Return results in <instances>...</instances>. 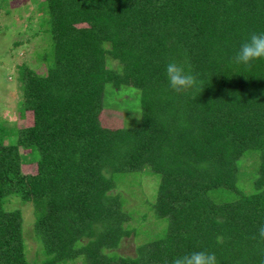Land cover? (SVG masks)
<instances>
[{"label":"trees","instance_id":"obj_1","mask_svg":"<svg viewBox=\"0 0 264 264\" xmlns=\"http://www.w3.org/2000/svg\"><path fill=\"white\" fill-rule=\"evenodd\" d=\"M36 1L51 40L17 68L32 122L0 119V264H264V0ZM142 171L141 222L118 188Z\"/></svg>","mask_w":264,"mask_h":264},{"label":"rangeland","instance_id":"obj_2","mask_svg":"<svg viewBox=\"0 0 264 264\" xmlns=\"http://www.w3.org/2000/svg\"><path fill=\"white\" fill-rule=\"evenodd\" d=\"M44 14V13H43ZM45 24L44 17L39 18L38 6L36 0H10L8 6L0 8V119L6 120L9 123H15L18 126L29 125L33 120V114L28 112L25 118L20 116V102L22 100V91L20 90V82L18 80V65L24 63L38 70H44L37 62L35 51L39 53L40 48L43 51L49 46L50 27H42L40 21ZM16 42H18L16 44ZM47 43V47L46 46ZM43 56H45L42 53ZM116 90V89H115ZM124 88H119L118 91ZM121 96L117 98L121 100ZM114 105V104H113ZM124 106L119 109L108 104L107 110L102 113L103 122L112 126L125 125L126 118L123 111ZM128 119H130L128 117ZM36 169L33 166H23L25 173L34 172ZM248 169L246 172H241L238 183L244 189L252 186L254 173L251 180ZM144 171L128 176L129 179H124L123 185H119V190H122L126 195V205L124 207L131 208L135 211L137 217L142 220V216L150 212L148 205L152 204L156 198V189L158 187V174L152 176L145 175ZM121 178L117 175V178ZM144 178V179H143ZM132 182V183H131ZM148 182V183H147ZM124 186H132L131 192ZM130 189V187H129ZM150 199V204L147 200ZM34 204L31 201H19L13 199L10 207H16L22 210L24 231L26 233V241L29 246V259L33 260L37 242L34 240L32 226L35 221ZM154 216V211L151 210ZM164 226V225H163ZM126 243L133 249L135 244L132 239L126 238ZM123 251V250H122ZM124 251H129L124 249Z\"/></svg>","mask_w":264,"mask_h":264}]
</instances>
